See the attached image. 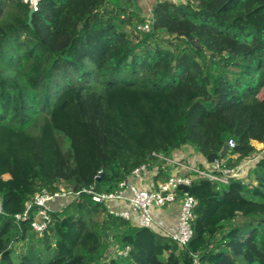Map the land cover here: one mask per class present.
<instances>
[{
  "label": "trees",
  "instance_id": "trees-1",
  "mask_svg": "<svg viewBox=\"0 0 264 264\" xmlns=\"http://www.w3.org/2000/svg\"><path fill=\"white\" fill-rule=\"evenodd\" d=\"M29 11L0 0V264H264V153L256 184L188 173L198 204L184 247L86 194L43 236L36 206L15 218L43 189L113 192L144 163L166 180L185 146L207 158L233 140L225 167L260 152L264 0H155L148 14L40 0L30 23Z\"/></svg>",
  "mask_w": 264,
  "mask_h": 264
},
{
  "label": "built area",
  "instance_id": "built-area-1",
  "mask_svg": "<svg viewBox=\"0 0 264 264\" xmlns=\"http://www.w3.org/2000/svg\"><path fill=\"white\" fill-rule=\"evenodd\" d=\"M23 1L34 11L38 10L40 0ZM138 28L144 32H148L150 31V24L144 23L139 25ZM229 145L230 147H234L235 142L230 140ZM261 145L264 147L263 144ZM259 150L260 152L246 158L236 167H225L217 159L210 163L209 166H206L205 169L187 166L184 173H169L166 180L155 179L160 171L158 165L144 163L133 171V176L121 182L120 187L113 192L101 193L96 191L94 186L78 191L63 187L54 191L43 189L36 193L34 200L22 212L15 214V218L17 222L28 221L33 207L36 206V216L32 220L31 226L39 236H43L52 224L53 212L77 202L82 195L86 194L94 202L104 205L109 213L133 221L141 227L157 230L170 237L180 247H184L193 236L192 220L194 209L198 204L194 196L189 195L188 192L181 188L182 185L190 187L192 184V178L188 173L196 172L210 180L223 184H228L232 179H241L245 182L250 175L249 169L256 166L257 161L264 153V150L260 148ZM167 164L181 166L183 162L173 157L167 160ZM114 202L125 203L126 207L114 206ZM157 203L179 204L177 230H171L161 222L156 214ZM1 211L2 202H0ZM129 251L130 248L126 247L120 253L126 256ZM194 264H199L198 258L195 259Z\"/></svg>",
  "mask_w": 264,
  "mask_h": 264
},
{
  "label": "crops",
  "instance_id": "crops-1",
  "mask_svg": "<svg viewBox=\"0 0 264 264\" xmlns=\"http://www.w3.org/2000/svg\"><path fill=\"white\" fill-rule=\"evenodd\" d=\"M128 1L133 7H138L139 10L143 14H148L151 10L152 4L155 0H124ZM173 157L179 159H185L181 166H174V164H167L171 170L169 171L170 174L175 172H186L187 166H199L202 165L204 167L209 166V162L206 157L197 153L193 148L189 146H185L183 149L176 151L173 154ZM190 159V161L188 160ZM136 181V179H134ZM114 206H122L126 207L125 203L114 202ZM156 214L161 220V222L171 230H177V223H178V214H179V204H166V203H157L156 206Z\"/></svg>",
  "mask_w": 264,
  "mask_h": 264
},
{
  "label": "rangeland",
  "instance_id": "rangeland-1",
  "mask_svg": "<svg viewBox=\"0 0 264 264\" xmlns=\"http://www.w3.org/2000/svg\"><path fill=\"white\" fill-rule=\"evenodd\" d=\"M175 1H177V0H175ZM60 139L62 140V137H60ZM258 146H259V148L261 150H264V147L261 144H259ZM188 160L190 161V159H188ZM181 161L183 162V161H186V160L182 159ZM249 170H250V175L247 177L245 182L248 183V184H250V183L251 184H256L257 183V175H258L259 171H258V169H256L255 166L250 168ZM11 207L12 208H16L18 206L13 203V204H11ZM14 248H15V251L18 254V256H21V255L25 254L26 247H25V244H23L22 242L15 243Z\"/></svg>",
  "mask_w": 264,
  "mask_h": 264
},
{
  "label": "water",
  "instance_id": "water-1",
  "mask_svg": "<svg viewBox=\"0 0 264 264\" xmlns=\"http://www.w3.org/2000/svg\"><path fill=\"white\" fill-rule=\"evenodd\" d=\"M33 13H34V10L32 8H30L29 21H28L29 23L31 22ZM231 150H232V147H230L229 144H226L219 153H211V154H209L207 156V160H208L209 163H212L215 160H217L219 157H223L227 152H229ZM181 188L184 189L186 192L189 191V186H187V185H182Z\"/></svg>",
  "mask_w": 264,
  "mask_h": 264
}]
</instances>
